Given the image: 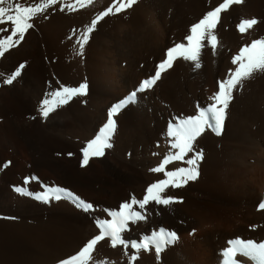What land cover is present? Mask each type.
Returning <instances> with one entry per match:
<instances>
[{"label": "bare ground", "instance_id": "obj_1", "mask_svg": "<svg viewBox=\"0 0 264 264\" xmlns=\"http://www.w3.org/2000/svg\"><path fill=\"white\" fill-rule=\"evenodd\" d=\"M113 2L93 0L76 12H60L56 6L44 17L80 35ZM220 2L139 0L128 11L105 17L91 34L87 47L89 96L73 98L47 120L39 112L40 101L46 92L60 84L45 64L41 29L35 25L6 59H0V73L10 72L21 63L26 66L12 85L3 86L0 82L4 87L0 88V117L4 119L0 128L8 130L14 141L7 148L12 151L8 156L13 164L5 172L8 177L5 186L8 183L20 186L26 178L40 175L43 183L52 184L56 180L60 187H68L96 209L94 213H84L68 200L45 205L0 186V217L18 218L0 219V254L4 250L8 254L0 264H58L98 232L94 215L110 219L105 209L118 211L117 206L130 203L133 197L142 199L147 186L163 178L150 169L158 165L168 149V123L177 115L193 114L197 105L206 106L209 96L218 90V82L234 69L231 57L239 47L251 39L264 37V0H244L222 13L216 30L218 49L215 52L210 47L203 49L200 69H195L191 62L178 60L154 87L138 93V101L117 117L113 147L103 157L92 158L88 166L82 167L81 150L106 122L108 109L154 75L167 48L181 42L191 24ZM246 18H257L260 23L242 37L236 25ZM258 76L254 74L234 91L222 136L216 137L207 130L198 138L197 148L201 149L200 145L204 148L198 179L165 193L183 202L168 206L150 203L146 219L131 224L125 233L127 238L140 242L158 228L180 231L175 244L168 245L157 258L154 248L137 254L131 248L113 249L110 243L102 242L94 255L106 258V264H130L134 254L138 256L134 264H221L222 251L229 239L257 242L264 239V211L258 210L264 195V88ZM82 80L79 75L75 83ZM20 157L27 167L19 164ZM35 180L24 184L29 188L35 185ZM33 229L53 236L54 245L51 243L43 251L41 245L25 237ZM192 229L198 235L185 236ZM51 252L49 260L34 262Z\"/></svg>", "mask_w": 264, "mask_h": 264}, {"label": "snow or ice", "instance_id": "obj_2", "mask_svg": "<svg viewBox=\"0 0 264 264\" xmlns=\"http://www.w3.org/2000/svg\"><path fill=\"white\" fill-rule=\"evenodd\" d=\"M139 0H114L113 4L99 13L91 20L76 41L79 45V55H83L85 45L97 25L112 14H120L132 9ZM244 0H222L218 6L212 7L197 22L191 24L187 34L181 42H175L168 47L165 57L157 65L154 75L144 79L139 87L127 97L113 104L107 111L106 122L99 127L93 138L87 141L82 148L81 166L86 167L92 158H100L106 150L113 147V137L118 127L117 117L129 105L138 101V93H143L156 85L162 74L174 67L178 60L191 62L195 69L201 68L200 58L205 47H210L213 52L218 49L219 39L217 27L220 24L222 13H226L233 5H240ZM93 0H73L71 3L61 4L60 0H40L39 3L17 2V0H0V59H6L7 54L18 47L34 27V19L44 16L50 9L59 6V11L76 12L86 8ZM260 23L257 18L241 19L236 25L238 33L243 37ZM231 64L227 78L218 82V90L209 96L206 106L197 105L193 114L180 115L173 118L167 125L166 137L168 149L157 166L150 169L151 172L162 174L163 178L151 183L146 188V194L142 199L135 197L131 202L119 205V210H107L108 218L94 215L93 220L98 232L88 239L74 254L59 260L58 264H106V258L94 255L98 251V245L102 242L110 243V247L116 249L123 246L125 250L131 248L138 254L141 250L148 252L154 248L157 258L168 245L178 240L177 232L160 228L153 231L150 236L145 235L137 240L127 238L125 233L129 231L131 224L144 221L150 203L168 206L173 203H182L173 196H166L169 189H180L190 181H195L200 175L199 165L203 160V152L197 148V141L207 130L220 135L224 128L227 110L233 99V93L242 87L244 81L250 79L256 73H264V37L251 39L239 47L238 52L231 57ZM25 64H19L7 73H0V78L5 85H12L22 76ZM87 82L79 86H66L60 84L52 91L46 92L40 101L39 112L43 119L47 120L51 114L59 108L67 106L73 98L84 97L88 94ZM71 155V153H69ZM157 155V153H153ZM10 163V162H9ZM172 165L173 167H169ZM7 167V164L4 165ZM32 178H26L28 184ZM20 196L31 197L45 205L52 201H71L75 207L84 213L96 211L93 203L88 202L74 192L60 186H43V191L30 192L24 187L14 189ZM138 206L139 210H136ZM259 209L264 210V202L259 203ZM0 219L15 220L17 217L3 216ZM195 229H193V232ZM228 246L222 251V264H264V241L257 242L254 239L233 238L227 242ZM238 257L244 258L243 260ZM138 259L132 255L130 264Z\"/></svg>", "mask_w": 264, "mask_h": 264}, {"label": "rangeland", "instance_id": "obj_3", "mask_svg": "<svg viewBox=\"0 0 264 264\" xmlns=\"http://www.w3.org/2000/svg\"><path fill=\"white\" fill-rule=\"evenodd\" d=\"M116 15H119V14H116ZM41 17H43V19ZM41 17L40 16L36 17L34 19L33 23H34V26L36 25L37 27H39L41 29L40 31L43 34L44 42H42L43 44L41 43V49L44 52L42 54L44 55V59H45L44 61H46L45 62L46 66H48L49 71H51L52 76L54 75L53 79L56 80L58 84L76 87V85L79 86V84H80V83H78V84L75 83L76 77L80 75V77H82L84 79V80H82V83L87 82L89 85L88 94L84 97L89 96L91 87H90V81H88L87 78L89 76L90 69L88 68V65L86 64V62H87V53H88L87 47H88L89 42H91L92 38L89 39L88 43L84 47V50H83L84 55H79L78 54L79 45L76 43L79 35L74 31V29H71V30L66 29L63 26L59 25V23L54 22L49 18L46 19V17H44V16H41ZM43 20H46V21H43ZM52 22H54V23H52ZM54 24H56V25H54ZM83 75H84V77H83ZM258 75H259L258 76L259 79L262 80V83H263L262 85L264 88V73H258ZM2 84L0 85V88L3 89L4 88L3 86L5 84H3V86H2ZM84 104H85V102L82 103L83 106H85ZM162 106L163 107L165 106L164 102L162 103ZM180 115H184V114H180ZM174 116H175V113H174ZM2 123H4V119L0 117V125ZM9 136H12V135L9 134L8 130L5 129L2 131L0 128V146H1L0 147V153L2 155H4V156H2L0 154V157H1L0 162H2L0 164V186L4 187L5 189H8L9 191H12L14 193H17L14 190V188H16V187H24L27 191H30L32 189L31 192H37L38 190L40 192V190H43L44 185H48L50 187H55L57 185L59 186V184H57L56 180H53V183H52L53 185L48 184V181H46L47 183H45V181L43 183L42 177L40 175H37V176L34 175V177L36 178V180L34 181L35 185L34 186L30 185L29 188H28V186H25V184L22 182H21L22 184H20V186L16 185L15 187H13L14 185L12 183H8V184H6L7 186H5V183L8 181V177L5 176V175H7V174H5V172L13 164V160H11L10 156H8L9 154H11L12 151H11V149L8 150L7 148L10 147L9 142L11 141L13 143L14 141H12L13 140L12 137H9ZM5 141H7V142H5ZM8 144H9V146H8ZM198 147H201V149H204V148H202L201 145ZM18 162L20 165H24L23 158L20 157ZM5 164H7V167L4 166ZM252 164H254V161H252ZM24 166L27 167L26 165H24ZM12 178H13V176H12ZM31 180L33 181L34 179H31ZM37 181H39V182H37ZM190 182H194V181H190ZM41 185H42V188H40ZM200 186H196V188L197 187L199 188ZM65 188L68 189V187H65ZM256 190L260 191V189L257 188V186H256ZM18 196H20V195L18 194ZM20 197L31 198V197H27V196L26 197L20 196ZM31 199H33V198H31ZM117 207H118L117 209H119V206H117ZM0 215H2V214L0 213ZM5 220L8 221V219H5ZM23 221L26 222L25 219H23ZM159 229L160 228H158V230ZM253 229H254V227H253ZM196 231H197L196 229L194 232L192 229L190 231L191 233L186 231L185 236L193 238V237L198 235V233H196ZM31 233L32 234L27 233L29 236H25V237L26 238L30 237V240H32L34 242V244L41 245L44 248L43 251H46L45 248L51 247V243H52V246L54 245L55 240H54V242H52V239H54V238H52L53 236H50L46 233L44 234L43 232H40V230H38V229H35V230L33 229ZM177 234L180 235V231H178ZM5 252H6V254H5ZM7 256H8L7 251L4 250V252L0 254V261L6 260ZM52 256H53L52 252L47 253L46 255L44 254V255L40 256L39 258H37L34 262L39 263L43 260H49Z\"/></svg>", "mask_w": 264, "mask_h": 264}]
</instances>
